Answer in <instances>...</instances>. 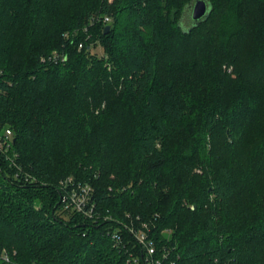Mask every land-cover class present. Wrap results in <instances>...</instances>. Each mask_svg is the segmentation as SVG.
I'll use <instances>...</instances> for the list:
<instances>
[{
    "label": "trees",
    "instance_id": "trees-1",
    "mask_svg": "<svg viewBox=\"0 0 264 264\" xmlns=\"http://www.w3.org/2000/svg\"><path fill=\"white\" fill-rule=\"evenodd\" d=\"M206 1L184 29L193 0H0V135L37 179L0 155L8 264H145L144 224L163 264H264V0ZM97 12L125 23L83 32ZM69 176L98 223L61 212Z\"/></svg>",
    "mask_w": 264,
    "mask_h": 264
},
{
    "label": "built area",
    "instance_id": "built-area-1",
    "mask_svg": "<svg viewBox=\"0 0 264 264\" xmlns=\"http://www.w3.org/2000/svg\"><path fill=\"white\" fill-rule=\"evenodd\" d=\"M109 20V18H107ZM82 47V45H80ZM62 59L60 54L43 58L51 62H58ZM14 137L11 129L7 128L4 134L0 135V155L9 161L12 168L16 170V178L25 183H37V179L31 174L23 171V168L18 164V154L13 150ZM58 188L61 192V212L63 214H77L85 220L98 223L102 219V215L98 210L97 202L94 198V189L88 183H83L77 180L74 176H69L62 179ZM144 228V229H143ZM143 228L137 229L135 226L130 227V232L134 235L137 242L141 245L144 255L143 262L145 264H163V260H167L168 253L166 249L162 252L158 251L157 245L151 239L147 231L149 227L144 224ZM147 230V231H145ZM108 235L115 242L116 246L123 244V237L120 230H109ZM160 255V256H158ZM11 262V257L5 249H0V264H8ZM129 263L140 264V258L134 254L130 255Z\"/></svg>",
    "mask_w": 264,
    "mask_h": 264
},
{
    "label": "rangeland",
    "instance_id": "rangeland-1",
    "mask_svg": "<svg viewBox=\"0 0 264 264\" xmlns=\"http://www.w3.org/2000/svg\"><path fill=\"white\" fill-rule=\"evenodd\" d=\"M181 6H183V3H182ZM192 10H193V6L187 10L186 17L184 16L185 18L182 19L183 20L182 21V26H183L184 29H187V27H189L192 24V22H193V20H192ZM107 18H109V20ZM124 23H125V21L123 20V17L117 23V22H114L113 18L108 17V16H103L99 12H97L94 15V19H92L89 23L88 22L86 23V25L84 26L83 32H87V30H88L89 27H92V26H95V25H100L101 29H103V30H105V28L107 26H110L111 27L110 31L111 30L114 31L117 28H119L121 25H123ZM79 33H80V31L77 30V31H75L73 33V35L70 34V33H66L64 36L68 40V39H72L74 37H78L77 35ZM82 50H83L82 47L79 45L78 52H82ZM91 51H92L93 54H96L100 58L104 57L105 52H104L103 48L101 47L99 40H94V41L91 42ZM56 54H66V53L64 51L54 50V51L48 53V56H54ZM44 56L46 57L47 55H44ZM44 56H43V58H45ZM108 69L109 70L111 69V66L110 65H108ZM103 108H105V104H102L101 109H103ZM191 126H193V125H191ZM196 172L197 173H201V170L200 169H196ZM190 186H191L190 183H188L184 188L186 190H188V192L190 193V195H193V188L192 189L189 188ZM172 190L175 191V192H178L179 191V189H176L174 187V184L172 185ZM179 193H181V191H179ZM172 205L173 204H172V201H171L170 208L172 207ZM189 205H190V202H189ZM164 234L170 236V233L169 232H164Z\"/></svg>",
    "mask_w": 264,
    "mask_h": 264
},
{
    "label": "water",
    "instance_id": "water-1",
    "mask_svg": "<svg viewBox=\"0 0 264 264\" xmlns=\"http://www.w3.org/2000/svg\"><path fill=\"white\" fill-rule=\"evenodd\" d=\"M193 10H192V20L195 23H198L202 21L203 19L207 18L210 9L209 4L206 0H193ZM111 27L107 26L105 28V34H108L110 32Z\"/></svg>",
    "mask_w": 264,
    "mask_h": 264
}]
</instances>
